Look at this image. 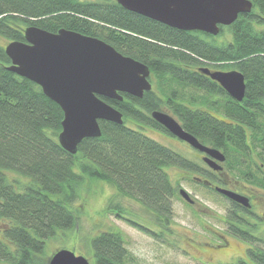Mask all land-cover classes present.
<instances>
[{
    "label": "trees",
    "instance_id": "16d2710c",
    "mask_svg": "<svg viewBox=\"0 0 264 264\" xmlns=\"http://www.w3.org/2000/svg\"><path fill=\"white\" fill-rule=\"evenodd\" d=\"M252 3L251 12L240 14L213 36L171 27L126 9L117 0H0V34L8 42L24 40L29 25L53 32L72 29L148 64L158 79V88L142 98L123 92L122 100L103 97L123 113L124 124L100 120L102 134L82 139L72 155L58 139L62 108L37 83L6 67L11 60L0 45V264H47V240L78 225L73 204L93 180L114 188L107 209L117 218L161 236L158 228L125 216L119 200L133 198L169 225L179 191L167 168L195 173L200 168L195 159L137 125L168 133L152 116L161 106L168 107L187 132L226 155L224 176L203 169L196 184L229 204L233 200L207 180L227 184V176L239 187L264 189V0ZM199 67L240 70L247 84L244 99L231 98ZM188 87L201 93H187ZM8 171L29 181H12ZM187 179L194 181L192 176ZM226 214L221 220L230 233L249 244L250 259L227 264H264L261 224L234 202ZM91 244L96 264H126L129 250L121 231H101Z\"/></svg>",
    "mask_w": 264,
    "mask_h": 264
},
{
    "label": "water",
    "instance_id": "95a60500",
    "mask_svg": "<svg viewBox=\"0 0 264 264\" xmlns=\"http://www.w3.org/2000/svg\"><path fill=\"white\" fill-rule=\"evenodd\" d=\"M131 11L181 30H198L217 35L222 26L235 22L240 14L253 10V0H117ZM24 40H12L5 46L11 63L6 66L21 77L39 85L47 97L59 104L64 112L58 139L61 147L76 154L82 139L102 134L100 120L124 124L123 113L105 98L123 99V93L142 98L152 90L151 68L131 55L96 36L61 28L56 32L37 25L24 30ZM217 81L231 98L242 101L246 79L238 69L211 70L199 67ZM153 118L170 133L206 152L210 165L222 169L216 161L226 160L224 152L207 146L170 113L154 110ZM221 192L246 208L250 198L226 187ZM187 201L194 202L189 192L181 189ZM264 217V213H263ZM47 264H91L83 254L68 248L52 253Z\"/></svg>",
    "mask_w": 264,
    "mask_h": 264
},
{
    "label": "rangeland",
    "instance_id": "374dc122",
    "mask_svg": "<svg viewBox=\"0 0 264 264\" xmlns=\"http://www.w3.org/2000/svg\"><path fill=\"white\" fill-rule=\"evenodd\" d=\"M7 43L8 39L0 34V45ZM216 69L230 70L233 68ZM157 80L153 74L154 89L158 88ZM185 90L187 93H201L191 87ZM161 108L164 112L171 113L168 107L161 106ZM137 125L150 137L181 151L189 158L197 159L191 147L185 146L166 131L147 125ZM137 125L134 124V126ZM168 169V174L178 185V188L182 187L187 190L194 199V202L190 204L177 193L179 197L175 199L173 205L171 224L164 225L155 214L150 213L133 198L121 197L119 199L127 210L123 213L125 216L147 224L149 228H158V231L162 232L161 236L151 235L131 225L129 220L117 218L113 211L107 209L108 198L113 194L114 188L104 181L93 180L85 185L81 191V197L76 199L73 204L79 216L78 225L70 230H60L58 235L48 239L46 243L47 256L51 257L52 253L58 249L68 248L77 254L85 255L91 264H96L91 244L92 239L101 231L113 229L121 231L124 236L125 245L129 250V254L124 260L126 264H227L235 262L239 258L250 261L246 255L249 244L230 233L227 224L221 220V216H224L226 209L229 208V202L196 184L195 176L194 181L187 179L193 174H188L177 167ZM7 175L12 181L22 183L29 181L27 176L17 172L8 171ZM228 178L226 176L227 182L230 181L229 184L234 185L232 177ZM238 188L246 190L252 196L253 210L256 214L261 215L260 218H257L261 224L259 233L264 235V218L262 216L264 213V189L256 186Z\"/></svg>",
    "mask_w": 264,
    "mask_h": 264
},
{
    "label": "flooded vegetation",
    "instance_id": "af4514ba",
    "mask_svg": "<svg viewBox=\"0 0 264 264\" xmlns=\"http://www.w3.org/2000/svg\"><path fill=\"white\" fill-rule=\"evenodd\" d=\"M150 71H151L150 81H151V83H152V90H154V83H153V81H152V75H153V73H152V70H150ZM168 110H170V109H168ZM162 111H164V110H162ZM170 111H171V110H170ZM165 112H167V111H165ZM168 113H169V112H168ZM170 114H172V113H170ZM172 115H173V114H172ZM175 118H176V116H175ZM176 119H177L178 122H179V119H178V118H176ZM180 123H181V122H180ZM181 125H182V124H181ZM168 133L171 134L172 136H174L176 140L182 142L185 146H187V147H191V148L194 150V155L196 156L197 159L192 158V157H191L190 159H195V160L197 161L196 163L198 164V166H200V168L197 169L198 171H197V173H195L194 171H188V170L182 169V168L177 167V166H169V167H177V168L180 169V170L182 169V170L188 172V174H193L192 177L195 176L199 181L202 180V176H203V175H201L200 172H203V171H201V170H203V169L206 170V171H208L207 173H209L210 175H212V174H217V176H220V177H221L222 175L224 176V173H222V171L225 169L226 160L223 161V162L216 161L217 163H219L220 165H222L223 168H222V169H215L214 167H212V166L210 165L209 160L206 159V157H209L208 154H207L206 152H204V151H202V150H200V149H198V148L192 146L189 142H187V141H185V140H183V139H180L179 137L175 136L174 134L170 133L169 131H168ZM198 139H199V138H198ZM199 142H201V143H203V144H205V145H207V146H210V147L218 148V147H215V146H213V145L207 144V143L201 141L200 139H199ZM170 147H171V146H170ZM172 148H173V147H172ZM174 149H175V148H174ZM218 149H220V148H218ZM176 150H177V149H176ZM177 151H179V150H177ZM220 151H222V149H220ZM222 152H223V151H222ZM179 153H181V151H179ZM181 154H182L183 156H185L186 158H189V157L186 156V154H184V153H181ZM169 167H168V168H169ZM168 168H167V169H168ZM168 172H169V169H168ZM194 174H196V175H194ZM220 177H219V178H220ZM203 180L206 181V179H203ZM229 182H230V181H229ZM229 182H228L227 184H218V183L211 182V181L207 180V183L210 184V185H214V187H217V186L226 187V188H228V189H231V191L234 190L235 192H239V193H242V194L248 196V197L250 198V202H251V205H252L251 208H246V207H244L243 205H241L240 203H237V202H235V201H232V202L237 203L238 206L241 208V210L244 211V212L246 213V215L250 218V220H255V223L260 224V223L258 222L257 218H258V217L260 218L261 215L256 214V212H254V210H253V204H254V202H253L252 196L249 194V192H246V190L239 189V188H238L239 186H236L235 184H234V185H231V184H229ZM229 185H230V186H229ZM181 189H182V187L178 188L179 195L181 194V193H180ZM181 196H182V195H181ZM182 197H183V196H182ZM183 198H184V197H183ZM184 199H185V198H184ZM185 200H186V199H185ZM231 200H232V199H231ZM186 201H187V200H186ZM188 202H189V201H188ZM232 202H231V203H232ZM191 203H193V202H191ZM231 203H230V204H231ZM228 211H229V208L226 209V212L224 213V216L227 215L226 213H228ZM224 216H222V219L224 218ZM262 216H263V215H262Z\"/></svg>",
    "mask_w": 264,
    "mask_h": 264
}]
</instances>
